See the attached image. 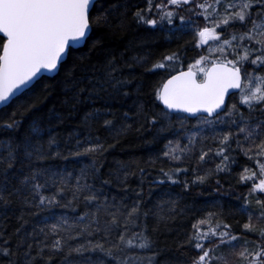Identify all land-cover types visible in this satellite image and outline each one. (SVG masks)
Masks as SVG:
<instances>
[{
  "label": "snow or ice",
  "instance_id": "1",
  "mask_svg": "<svg viewBox=\"0 0 264 264\" xmlns=\"http://www.w3.org/2000/svg\"><path fill=\"white\" fill-rule=\"evenodd\" d=\"M117 12V27L131 12L137 26L166 30L168 41L191 40L154 59L145 55L118 63L109 53L101 60L98 50L105 44L98 30L112 27ZM189 44L198 55L183 70ZM101 65L102 78L97 76ZM137 66L160 76L149 95L163 107L157 111L154 103H140L134 116L122 114L119 125L107 118L112 109L103 105L83 117L85 127L99 123L116 143L149 127L158 134H175L177 126L184 131L187 143L182 145L181 137L164 145L161 155L172 162L167 170L161 166L149 181L151 173L137 165L136 188L129 184L137 175L130 164L101 173L105 153L115 144L93 131L82 139L79 132L63 142L51 133L45 139L37 119L21 132L23 115L34 102L0 116V133L6 134L0 139V217L7 221L19 209V227L11 232L0 227V258L6 264H161L156 234L180 214L178 201L165 200L153 211L145 201V183L149 199L153 186L189 191L210 175H231L237 156L246 159L236 173L237 183L248 187L236 209L246 222L237 232L222 211H208L195 218L178 246L194 252L191 264H264V0H144L111 7L103 0H0V113L38 87L50 92L49 79L79 104L86 99L94 105L109 87V99L127 97L126 89L139 79L131 71ZM135 92L142 93L139 83ZM190 120H195L191 127ZM207 140L215 147L205 150ZM193 156L196 167L206 158L220 162L204 175L194 167L189 181V169L181 165ZM159 159L147 163L155 167ZM53 161L78 164L68 170ZM113 184L122 196L107 191ZM216 184L219 191L222 185ZM152 215L154 226L148 223Z\"/></svg>",
  "mask_w": 264,
  "mask_h": 264
},
{
  "label": "trees",
  "instance_id": "2",
  "mask_svg": "<svg viewBox=\"0 0 264 264\" xmlns=\"http://www.w3.org/2000/svg\"><path fill=\"white\" fill-rule=\"evenodd\" d=\"M103 3L105 7H111L114 4L134 6L138 4L142 5L144 0H103ZM118 19L119 12L116 14V19H114L112 27L98 30L99 34L104 38L105 44L103 51L98 50V58L101 60L109 53L116 56L118 63H122L123 61L132 63L134 57L145 55L154 59L158 58L168 49L175 50L183 46L185 40H191V36H184L181 39L168 41L165 38L167 35L166 30L156 32L155 30L150 31L143 26H137L131 19V12L128 13L127 18H123L122 27L116 26ZM187 47L188 52L184 68H187V63L191 62L192 58L198 55L197 51L192 50L191 44L187 45ZM131 71L134 72L139 79L135 81L133 85L128 86L126 90L130 92V95L127 97L109 99L112 92V89L109 87L107 93L101 94L102 100L94 105L86 99L83 104H79L73 101L72 92L65 94V90L62 86H56L55 82L49 79L47 83L53 85L50 92L42 93V90L38 87L32 95L21 97V99L12 104L10 108L0 113V116H6V114L17 110V108H21L24 104L34 102L35 107L23 115L21 132L27 131L31 121L37 119L46 130L44 133L45 139H47L48 134L51 133L52 135H56L59 140L63 142L69 134L74 132H79L80 138L82 139L89 131H93V134L100 135L101 138L108 140L109 143L115 144L114 148L105 153L102 160L103 167L101 168V173L107 175L109 171H115L121 164H130L132 165V170L137 171V175L129 179V184L131 188H136L140 183L137 165L145 168L146 172L151 173L148 180H152L158 175V169L161 166L167 170L169 165L172 164V162L161 155L167 141L183 137V139H181V144L183 145L187 143V138L184 131L179 129V126L176 128L175 134L173 132L158 134L156 128L149 127L148 130L144 131L142 134L133 130L131 133L127 134L126 137L120 138L119 143H116L109 132L101 127L99 123H96L93 129L84 126V114L91 111L93 107L101 108L102 105L111 107L112 112L107 115V118L114 119L117 125L123 122L124 117L122 114L124 112H129L130 115L134 116L140 103H145L146 106L154 103L159 106L155 109L157 111L162 107V105H159V101H153L149 95L153 86L159 82L160 76L146 73L138 66L134 67ZM103 74V65H101V70L97 73V76L102 78ZM124 75H129L128 69H125ZM135 83L141 85L142 93L139 95L135 92ZM35 96H39V99L34 100L33 98ZM128 123H133V120L129 119ZM188 123L189 127H191V125L195 124V120H190ZM135 127H138V124H134V128ZM17 135H19V133ZM4 138H6V134L0 133V139ZM209 147H215L211 140L205 141V150ZM211 155L210 153V156ZM157 156H159L160 159L157 161L155 167L150 166L147 162L151 158ZM84 162L90 163L91 161L89 158H84ZM219 162V158H206L205 162L200 163L199 166L196 167V159L195 156H193L181 166L189 169L187 178L191 181L194 179V173L192 171L194 167H196V171L200 175H204L209 169H214ZM49 163L60 169L66 168L68 170H72L73 165L78 164V162L75 161H53ZM242 163H246V159L242 156H237V164L232 166L233 170L231 175L227 173H220L215 176L210 175L205 184L193 185L189 191H184L181 187L176 185L153 186V192L149 199L148 184L147 182L145 183V201L147 207L152 208L153 211H160L155 206L165 200L171 199L178 201L177 212L180 214L168 221L167 227L161 225L159 232L156 234L157 247L161 253L157 257V260L161 262V264H191V257L194 255V252L187 248H180L178 244L190 232L191 224L194 223L195 218L204 215L208 211H222L225 222L231 224L234 231H240V225L246 222V217L239 215L236 209L240 206L244 195L248 191L246 185L238 184L236 180V173L241 170L239 164ZM216 180H219L222 185L219 191H217L218 186ZM107 191L112 195H123L115 184L108 187ZM165 193H167V195H165ZM237 197H239V199H237ZM56 211L60 213L66 210L58 209ZM78 211H83V205L80 206ZM164 211H168L167 205H165ZM18 214L19 209L16 210L15 214H10L7 221H5L3 217H0V227H7L9 232L19 227V223L16 219V215ZM68 214L73 215V213L70 212ZM148 223L150 226H154L157 223V217L155 215L150 216ZM249 238L255 237L250 234ZM0 264H6V261L0 258Z\"/></svg>",
  "mask_w": 264,
  "mask_h": 264
},
{
  "label": "water",
  "instance_id": "3",
  "mask_svg": "<svg viewBox=\"0 0 264 264\" xmlns=\"http://www.w3.org/2000/svg\"><path fill=\"white\" fill-rule=\"evenodd\" d=\"M183 70H187V68L186 69H183ZM230 91H238V90H230Z\"/></svg>",
  "mask_w": 264,
  "mask_h": 264
},
{
  "label": "rangeland",
  "instance_id": "4",
  "mask_svg": "<svg viewBox=\"0 0 264 264\" xmlns=\"http://www.w3.org/2000/svg\"><path fill=\"white\" fill-rule=\"evenodd\" d=\"M209 43H211V41Z\"/></svg>",
  "mask_w": 264,
  "mask_h": 264
}]
</instances>
